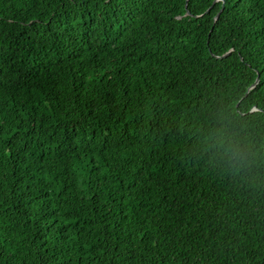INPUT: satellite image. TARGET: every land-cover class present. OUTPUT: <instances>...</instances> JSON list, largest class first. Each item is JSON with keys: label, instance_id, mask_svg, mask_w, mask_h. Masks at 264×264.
Instances as JSON below:
<instances>
[{"label": "trees", "instance_id": "1", "mask_svg": "<svg viewBox=\"0 0 264 264\" xmlns=\"http://www.w3.org/2000/svg\"><path fill=\"white\" fill-rule=\"evenodd\" d=\"M0 264H264V0H0Z\"/></svg>", "mask_w": 264, "mask_h": 264}, {"label": "clouds", "instance_id": "2", "mask_svg": "<svg viewBox=\"0 0 264 264\" xmlns=\"http://www.w3.org/2000/svg\"><path fill=\"white\" fill-rule=\"evenodd\" d=\"M226 143V139L223 135H221L220 139L218 140V144L223 146Z\"/></svg>", "mask_w": 264, "mask_h": 264}, {"label": "water", "instance_id": "3", "mask_svg": "<svg viewBox=\"0 0 264 264\" xmlns=\"http://www.w3.org/2000/svg\"><path fill=\"white\" fill-rule=\"evenodd\" d=\"M258 81V78H256L255 83Z\"/></svg>", "mask_w": 264, "mask_h": 264}, {"label": "rangeland", "instance_id": "4", "mask_svg": "<svg viewBox=\"0 0 264 264\" xmlns=\"http://www.w3.org/2000/svg\"><path fill=\"white\" fill-rule=\"evenodd\" d=\"M215 19V18H214Z\"/></svg>", "mask_w": 264, "mask_h": 264}]
</instances>
